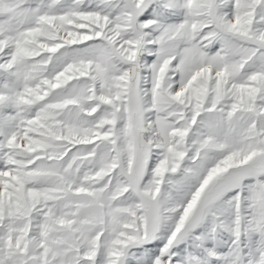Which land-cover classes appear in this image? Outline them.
I'll return each mask as SVG.
<instances>
[{
  "label": "snow or ice",
  "instance_id": "snow-or-ice-1",
  "mask_svg": "<svg viewBox=\"0 0 264 264\" xmlns=\"http://www.w3.org/2000/svg\"><path fill=\"white\" fill-rule=\"evenodd\" d=\"M0 264H264V0H0Z\"/></svg>",
  "mask_w": 264,
  "mask_h": 264
}]
</instances>
